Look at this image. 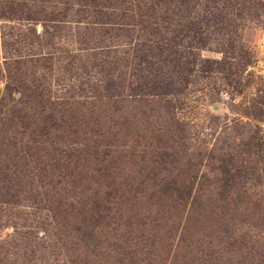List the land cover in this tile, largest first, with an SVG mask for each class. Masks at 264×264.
I'll list each match as a JSON object with an SVG mask.
<instances>
[{
  "label": "rangeland",
  "instance_id": "1",
  "mask_svg": "<svg viewBox=\"0 0 264 264\" xmlns=\"http://www.w3.org/2000/svg\"><path fill=\"white\" fill-rule=\"evenodd\" d=\"M132 2L0 0V264H140L135 246L153 258L146 264H235L246 248L264 255L262 172L239 179L251 187L250 207L234 216L241 230L226 234L197 209L217 204L218 157L264 158V0H200L183 18L168 6L157 23L140 22ZM98 99L104 118L96 121L84 112ZM51 108L55 125L84 117L79 132L70 124L52 132L47 154L85 155L106 130L116 154L93 155L84 177L106 167L144 192L118 240L77 234L70 209L67 218L55 209L71 201L70 189L61 193L44 173L33 180L12 121L31 125ZM164 188H191L199 199L182 211L159 194Z\"/></svg>",
  "mask_w": 264,
  "mask_h": 264
},
{
  "label": "trees",
  "instance_id": "2",
  "mask_svg": "<svg viewBox=\"0 0 264 264\" xmlns=\"http://www.w3.org/2000/svg\"><path fill=\"white\" fill-rule=\"evenodd\" d=\"M131 1H133L132 3L134 4L133 7H135V10L139 11L138 15L145 17L144 19H141L140 22H156L154 17L156 15L159 16L160 14L167 13L165 10H169V8H167L168 6L173 7V17L178 16L179 18H183L184 15H189L191 12H194L196 6H198L200 2V0ZM83 5H87V3H84ZM77 21L80 22L79 19ZM104 99L109 103L112 100L111 97H105ZM73 103L82 105L80 104V101H73ZM101 104V99L91 101L89 103L90 108L84 112V116L89 118L94 117L96 121L100 120L101 117L102 120L104 117L100 115L104 114V111L98 107ZM113 110L115 111L117 108L113 107ZM43 111H45V114L37 118L31 125H21V119L12 121V123L17 124L20 127V133L21 135L23 134L19 143L24 145L22 149L24 152L23 156H28L29 162H26V165L33 169V180H37V178L41 179L40 177H46L45 175L55 176L58 178L56 184H62L61 193L65 194L66 188L70 189L69 197L72 199L68 202L69 204L67 203V205L62 207L60 206L62 202L60 200L55 209H62L65 218H67L65 210L68 211L70 209V211H68V219L71 220V228L74 229L77 234L83 235L84 233H87V235L92 236L90 232H99L100 235L98 236L101 239L105 240L106 237H114L118 240V231L123 230L129 233V231L124 229L125 224L122 219L130 217L128 210L131 211V207L135 205L132 199L135 196L142 198L144 192L137 191L136 187H132L129 182H125L122 177L118 176V172L116 175H112L113 177L110 176L106 167H104L105 171H98L97 175H94L95 177H92L91 175L86 178L84 177L85 171L83 166L89 165L93 161V159H91L93 155L99 159L101 157L103 162L104 159L105 162H107L110 155L115 156L114 154H116V152L113 154L112 149V146H114L113 141L109 142L106 140L107 131L104 130L102 132V143L91 145L92 150L85 155H73L71 152H61L59 156H54L50 153L47 154V150H45L46 142H49L50 145L55 142V140L50 137V134L54 131L55 134L64 133L69 124L72 126L73 132H79V126L82 122V117L84 116H82V113L80 115V111H78V113L75 112L70 115V121H63L62 118H60L61 123L58 122L57 125H55L54 110L52 109L50 113L45 109ZM67 111L69 112L71 109H68ZM7 120L10 121L12 119ZM89 127L90 125H86L87 131H89ZM3 128L6 129L9 127L3 126ZM108 132L111 133L110 131ZM115 137L116 135L112 133V140H114ZM77 141L78 140L74 139V142ZM43 151H45V153H43ZM71 154L73 159L71 158ZM24 157L27 158L26 156ZM217 160L219 162L217 163V169L215 170L218 175V178L215 180V200L217 201V204L214 203L211 205L201 202L202 204L198 206L197 209L200 211L199 215L204 218H209L211 222L217 221L219 225H221L222 231L227 234V226H229L230 229H234L238 226L237 230H241L242 226H245L244 221H236L234 216H236L237 213H240V209L248 210L250 207L248 201H250L249 199L251 198V195L248 191L251 187L245 188V185L241 184L239 179L245 178L249 180L255 176V172L257 171L264 174V158L258 159L250 157L249 155L248 158H244L230 155L223 158L218 157ZM248 174H251L250 178H247ZM93 179H95L93 181L94 185L87 187L84 182L92 181ZM31 182L32 181L30 180L29 184H31ZM165 189L166 188H164L159 194L163 198H173L177 200L178 204L182 206V211L185 209L186 204H189V207H192V204L187 201L190 197H198V194H196V192L193 193L191 188L186 192L178 191L177 189H169L165 191ZM61 193L60 196L62 195ZM197 199H199V197ZM189 211H192V209ZM254 220L255 217H253L252 221ZM110 225L113 226L112 230L109 228ZM251 225L254 227V222L250 223V226ZM238 237L240 239L239 242L246 248L247 243L244 241L245 237L243 235H238L237 238ZM97 245H99V243L95 246ZM131 253L135 255L139 254L141 256L140 259L138 258L139 256H137V259L140 260V264H146L147 261L153 260V258H150L149 255H147L149 252L144 251V248H141L140 246H135L131 249ZM238 253L239 258L235 264H264L263 254L253 255L248 248L244 251L239 249ZM144 256L147 257L146 260L143 259Z\"/></svg>",
  "mask_w": 264,
  "mask_h": 264
}]
</instances>
